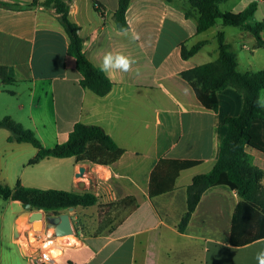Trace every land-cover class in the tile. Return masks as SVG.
<instances>
[{
  "label": "crops",
  "instance_id": "crops-1",
  "mask_svg": "<svg viewBox=\"0 0 264 264\" xmlns=\"http://www.w3.org/2000/svg\"><path fill=\"white\" fill-rule=\"evenodd\" d=\"M0 1L22 7L0 8V66L11 67L20 79L6 85L14 90L0 87V96H6L0 97V119L8 116L23 127L28 123L46 148L64 143L76 123L98 126L123 150L109 167L87 166L73 157L45 158L32 166L26 163L16 176L14 186L91 192L98 199L94 206L60 211L69 215L75 233L69 238L72 243L60 245L61 253L52 264H230L222 259L223 253L246 255L253 248H264V243H257L264 238L242 247L228 244L232 213L240 198L226 187L206 190L185 230L177 228L186 212V188L195 176L213 168L226 133L224 121L238 116L242 105L238 93L225 89L216 93L217 110H208L180 74L217 58V31L223 32L235 54L239 73L263 70L264 48H254L253 40L241 41V29L228 32L220 23L209 29H213L210 38H201L209 30L196 34L197 13L187 0H130L126 23L141 36L135 42L117 35L113 21L117 0H76L78 10L75 15L68 12V19L79 28L86 58L99 69L109 51L136 61L131 72L104 73L111 89L98 97L80 87L75 60L67 55V35L54 11L41 6L44 0ZM251 3L256 4L253 16L261 8L264 19V0H228L219 9L236 14ZM198 42H204L202 48L182 59L180 46L190 48ZM259 100L264 101V90ZM9 137L0 131V181L5 183L13 179L7 171L2 175L6 156L11 162L19 152L29 160L36 155L29 144L9 142ZM246 154L250 165L263 172L264 188V155L252 149ZM160 160L196 165L178 173L172 191L150 197V174ZM82 165L95 175L102 167L108 182L93 179L88 184L76 178ZM129 197L136 206L132 211L128 203L121 204ZM109 204L117 207L112 218L124 214L110 228L98 229V207ZM18 205L10 246L0 247V264H30L24 239L33 231L28 223L18 222L23 213ZM42 237H47L46 231Z\"/></svg>",
  "mask_w": 264,
  "mask_h": 264
},
{
  "label": "trees",
  "instance_id": "trees-1",
  "mask_svg": "<svg viewBox=\"0 0 264 264\" xmlns=\"http://www.w3.org/2000/svg\"><path fill=\"white\" fill-rule=\"evenodd\" d=\"M228 0H187L190 10L197 13L196 34H201L220 23L222 27L241 29V41L253 40L254 48H264V19L250 23L256 10L251 3L240 13H226L219 5ZM130 0H117L113 13L116 28H127L126 11ZM41 6L52 9L67 38V55L75 60L82 89L103 97L111 89L106 75L95 67L84 55L79 28L68 19V5L61 0H44ZM0 8L20 10L21 6L0 1ZM189 14V12H187ZM218 56L209 63L183 71L180 76L190 84L198 101L208 110H217L216 93L232 89L241 98V110L238 116L226 118V133L219 148L217 161L206 174L197 175L186 188V212L178 224L183 232L202 194L215 187H226L235 191L240 201L233 210L228 244L242 247L264 238V188L261 184L263 172L250 165L247 149L264 155V109L257 105L260 91L264 90V69L258 72L239 73L236 69V56L230 51L224 34L217 31ZM204 45L198 42L190 48L180 46L182 59L193 57ZM20 82L15 71L8 66H0V87ZM0 129L10 133L9 142L29 144L36 155L27 162V166L39 163L45 158H71L76 162H87L109 167L123 154L114 141L94 125L76 123L64 143L51 148L44 147L34 132L20 123L5 116L0 119ZM195 162L160 160L152 170L149 179V196L154 197L173 190V183L182 170L195 166ZM0 197L3 200L27 204L31 210L58 214L60 211L75 207H90L97 204V197L91 192H74L56 189H38L25 187L17 183L9 188L0 184ZM130 210L135 209L134 199L121 200Z\"/></svg>",
  "mask_w": 264,
  "mask_h": 264
},
{
  "label": "rangeland",
  "instance_id": "rangeland-1",
  "mask_svg": "<svg viewBox=\"0 0 264 264\" xmlns=\"http://www.w3.org/2000/svg\"><path fill=\"white\" fill-rule=\"evenodd\" d=\"M262 14H263V12L260 8L256 12V14L253 16V19L252 18L250 19V23L261 21L263 18ZM213 29H217V26H214ZM213 29L209 30L206 34L201 36V38H205V37L210 38ZM235 29H237V28L227 27L228 32L235 31ZM5 88L8 90H14L15 89V87H12V86H6ZM0 97H2V99H5L6 96L2 95ZM1 103H4V102L2 101ZM24 128L29 129L32 127L30 125H28V123H26ZM0 131H4L5 133H9V132H7V130L0 129ZM4 146H5V149L8 150V147L5 144H4ZM7 153H9V151ZM8 160H9V156H6L5 159L2 160V166H1L2 175H5L4 172L7 171V173L13 177V179L9 180L8 182L6 181V183L4 181H0V184L3 186H7L9 188H12L14 186V184L16 183V176H19L21 174V170H22L23 165H25L29 159H28V155H26V153L19 152L18 154L13 156V160L11 162H8ZM5 162H7V164ZM84 164H86L88 166V164H90V163L85 162ZM97 166H100V165H97ZM102 167H106V166H102ZM102 167L98 168L96 175L89 172L88 176L92 177V179L98 181V183H107L108 180H105V178L108 177V173ZM85 181L88 182L87 180H85ZM100 185H103V184H100ZM18 204H17V202H9V201L3 200L0 197V247L3 246L4 249H6L10 246L11 228H12V224H13V220L15 218V215H16L17 211L19 210ZM20 207H21V204H20ZM116 208L117 207L114 206V204H109L106 206L98 207V212H99L98 229L99 228L101 230L108 229L111 226H113L114 224H116V222L118 221L120 216H122L124 214L123 212H119L116 214V216L114 218H112L114 213H116V211H115ZM38 211H41V210H38ZM61 213L62 212H59V214H61ZM58 215H56V214L51 215V214L47 213L46 217L47 218L52 217V216L57 217ZM46 217H45V219H46ZM18 222L21 223V220L19 219ZM20 228L24 229V227H22V226H20ZM45 231H46L47 236H54L53 227H51V224H48V223L46 224ZM13 236H14V233H13ZM22 237H23V235H22ZM72 237H73L72 235L66 236V238H72ZM54 247H56V244L53 245L52 247H50L51 253L53 256H57L60 254V252L52 249ZM13 248L15 250L17 249V247H13ZM260 249H261V247L260 248H253L250 250V252H248V253L246 252V255H238V254L233 253V252H225L222 254V259L225 261H230V264H257V261H255L254 256L256 255V253Z\"/></svg>",
  "mask_w": 264,
  "mask_h": 264
},
{
  "label": "water",
  "instance_id": "water-1",
  "mask_svg": "<svg viewBox=\"0 0 264 264\" xmlns=\"http://www.w3.org/2000/svg\"><path fill=\"white\" fill-rule=\"evenodd\" d=\"M88 171L85 166H79L78 172L75 173V177L87 180L88 184H91L93 179L92 177L88 176ZM21 208L23 209V213L20 215L18 220L20 219L23 223H28L30 228L34 232H41L43 228H46V224H51L53 227V233L55 237H66L69 235H73L75 233L74 228L71 224L70 217L67 213H61L57 217L52 216L47 218L45 212L34 210L32 211L30 206L27 204H21ZM72 208H69L68 211H71ZM46 217V223L44 225L43 219ZM73 240L69 238H64L60 240L62 244H69L72 243Z\"/></svg>",
  "mask_w": 264,
  "mask_h": 264
},
{
  "label": "clouds",
  "instance_id": "clouds-1",
  "mask_svg": "<svg viewBox=\"0 0 264 264\" xmlns=\"http://www.w3.org/2000/svg\"><path fill=\"white\" fill-rule=\"evenodd\" d=\"M68 3V0H65ZM69 15H75L78 10V5L76 0H71L68 3ZM117 35L129 37L133 42L140 41L141 36L134 29L129 28H119L117 30ZM136 61L134 58H131L128 55H125L120 52L113 53L111 51L106 52L102 58V62L100 64V70L111 76L114 73H128L132 71V66ZM139 69L136 71V75H139ZM257 105L259 107H264V101L258 100ZM257 243H264V239L257 241ZM257 264H264V248H261L255 256Z\"/></svg>",
  "mask_w": 264,
  "mask_h": 264
},
{
  "label": "built area",
  "instance_id": "built-area-1",
  "mask_svg": "<svg viewBox=\"0 0 264 264\" xmlns=\"http://www.w3.org/2000/svg\"><path fill=\"white\" fill-rule=\"evenodd\" d=\"M44 225L46 223V219H43ZM45 231V227L41 232H30L27 234L26 239H24V245L28 249V253L30 255V264H52L54 262L55 257L51 253L50 247L56 244V247L52 248L56 251L60 252V240L66 237H55V236H47L42 237ZM61 253V252H60Z\"/></svg>",
  "mask_w": 264,
  "mask_h": 264
},
{
  "label": "bare ground",
  "instance_id": "bare-ground-1",
  "mask_svg": "<svg viewBox=\"0 0 264 264\" xmlns=\"http://www.w3.org/2000/svg\"><path fill=\"white\" fill-rule=\"evenodd\" d=\"M21 233H22V232H21ZM22 235H23V234L20 235V238H22ZM62 239H64V238H62ZM62 239H61V240H62Z\"/></svg>",
  "mask_w": 264,
  "mask_h": 264
}]
</instances>
